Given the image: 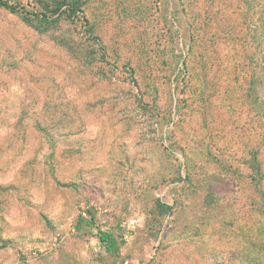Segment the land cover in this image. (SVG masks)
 Masks as SVG:
<instances>
[{"label":"rangeland","instance_id":"374dc122","mask_svg":"<svg viewBox=\"0 0 264 264\" xmlns=\"http://www.w3.org/2000/svg\"><path fill=\"white\" fill-rule=\"evenodd\" d=\"M6 1L0 264H264V0Z\"/></svg>","mask_w":264,"mask_h":264},{"label":"trees","instance_id":"16d2710c","mask_svg":"<svg viewBox=\"0 0 264 264\" xmlns=\"http://www.w3.org/2000/svg\"><path fill=\"white\" fill-rule=\"evenodd\" d=\"M45 12L42 13L43 18H39V22L36 23L34 18H30L29 16H26L22 14L20 9L12 4H9L6 0H0V7L7 9L11 13L14 14H19L22 16V19L24 22H26L28 25L32 26L36 30L40 32H46L48 29L54 25L57 24L59 21L60 17L63 16L64 14L69 17L70 19H74L77 17V12L80 11L81 9V3H68L66 4L65 2H60L57 1L56 5L51 7L49 4H44L42 3ZM38 18V15L36 16ZM264 142V138H263ZM264 181V178L260 180L258 185ZM258 192L261 194V197L264 198V190H258ZM91 214L90 217V222H88L85 218H80L78 220V224H83L85 223H91L94 221V215L92 216V213L89 212V215ZM98 238L100 242L105 246L107 252L111 253H117L119 251V243L115 236L108 230H99L98 231Z\"/></svg>","mask_w":264,"mask_h":264}]
</instances>
